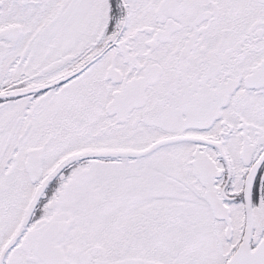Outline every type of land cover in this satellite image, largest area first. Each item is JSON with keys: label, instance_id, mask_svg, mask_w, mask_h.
I'll return each instance as SVG.
<instances>
[{"label": "snow or ice", "instance_id": "1", "mask_svg": "<svg viewBox=\"0 0 264 264\" xmlns=\"http://www.w3.org/2000/svg\"><path fill=\"white\" fill-rule=\"evenodd\" d=\"M0 264H264V0H0Z\"/></svg>", "mask_w": 264, "mask_h": 264}]
</instances>
